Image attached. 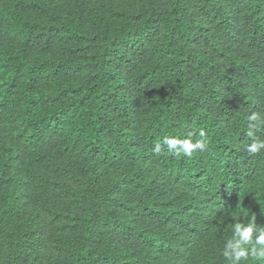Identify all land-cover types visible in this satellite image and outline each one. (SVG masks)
I'll use <instances>...</instances> for the list:
<instances>
[{
  "label": "trees",
  "instance_id": "obj_1",
  "mask_svg": "<svg viewBox=\"0 0 264 264\" xmlns=\"http://www.w3.org/2000/svg\"><path fill=\"white\" fill-rule=\"evenodd\" d=\"M253 112L264 0H0V264H229Z\"/></svg>",
  "mask_w": 264,
  "mask_h": 264
},
{
  "label": "clouds",
  "instance_id": "obj_2",
  "mask_svg": "<svg viewBox=\"0 0 264 264\" xmlns=\"http://www.w3.org/2000/svg\"><path fill=\"white\" fill-rule=\"evenodd\" d=\"M247 119L249 121L247 136L252 139V142L247 145L246 151L248 154L254 155L264 150V139L255 135V131L264 125V116L253 112ZM200 135H204L203 131L200 132ZM163 145H166L170 152L185 156H190L196 149L203 150L205 148L202 141L193 143L191 139L168 136L164 137ZM154 151L159 153L161 145L157 144ZM246 245L250 247H245ZM222 256L229 264H240L241 261L247 262L250 258L257 261L264 260V227L257 230V226L253 223L246 225L236 223L231 238L226 241L223 247Z\"/></svg>",
  "mask_w": 264,
  "mask_h": 264
}]
</instances>
